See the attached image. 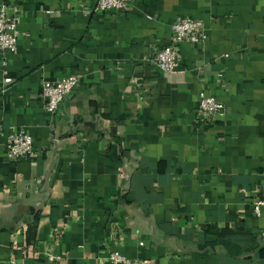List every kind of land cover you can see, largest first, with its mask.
I'll return each instance as SVG.
<instances>
[{"label":"crops","instance_id":"1","mask_svg":"<svg viewBox=\"0 0 264 264\" xmlns=\"http://www.w3.org/2000/svg\"><path fill=\"white\" fill-rule=\"evenodd\" d=\"M19 11L0 65V264H264V0H0ZM184 17L202 44L154 62ZM75 76L55 113L44 81ZM225 106L197 123L199 94ZM31 134L36 156L6 139Z\"/></svg>","mask_w":264,"mask_h":264},{"label":"built area","instance_id":"2","mask_svg":"<svg viewBox=\"0 0 264 264\" xmlns=\"http://www.w3.org/2000/svg\"><path fill=\"white\" fill-rule=\"evenodd\" d=\"M132 0H97L95 11L126 12ZM19 11L16 7L3 3L0 5V65L6 66L7 53L17 51L20 36ZM207 39L204 23L192 17H184L176 21L172 27V42L158 50L154 56L156 66L165 73L176 71L180 66V45L184 42L202 44ZM77 78L69 76L56 81H44L41 95L46 110L55 113L65 96L77 86ZM225 106L205 91L199 94L197 123L210 124L225 115ZM6 151L11 160L33 159L36 156L33 137L24 129L17 130L6 139ZM260 195L253 200L252 209L255 215H264V183ZM264 236V233H263ZM109 264H144L139 259L129 258L118 251L110 253Z\"/></svg>","mask_w":264,"mask_h":264}]
</instances>
